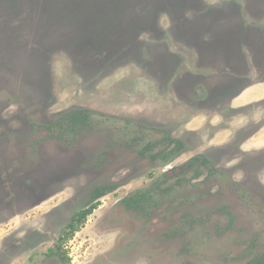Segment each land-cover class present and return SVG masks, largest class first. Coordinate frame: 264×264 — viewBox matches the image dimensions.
Instances as JSON below:
<instances>
[{
	"label": "rangeland",
	"instance_id": "1",
	"mask_svg": "<svg viewBox=\"0 0 264 264\" xmlns=\"http://www.w3.org/2000/svg\"><path fill=\"white\" fill-rule=\"evenodd\" d=\"M0 264H264V0H0Z\"/></svg>",
	"mask_w": 264,
	"mask_h": 264
},
{
	"label": "trees",
	"instance_id": "2",
	"mask_svg": "<svg viewBox=\"0 0 264 264\" xmlns=\"http://www.w3.org/2000/svg\"><path fill=\"white\" fill-rule=\"evenodd\" d=\"M90 114L91 113L87 111H77L73 115L64 117V119L67 120L69 125H72L74 127L75 126L86 127L90 119V116H89ZM55 124H58V122L54 123L53 125L49 127L53 128ZM170 143H175L176 148L181 147L178 141H174L170 139ZM206 163H207V160L204 159L202 161V164H206ZM114 189H115L114 186H109V187H99L93 190L90 196L89 205L86 207V209H83L76 213V215L71 220V225L73 224V222L84 220L87 216H89L93 212V210L96 208L98 200H100L103 196H105V194L113 191ZM124 203L127 209H138L140 206L139 202L133 197L124 199Z\"/></svg>",
	"mask_w": 264,
	"mask_h": 264
}]
</instances>
